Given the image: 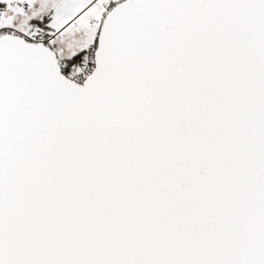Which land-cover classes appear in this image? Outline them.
Returning a JSON list of instances; mask_svg holds the SVG:
<instances>
[{"label":"snow or ice","instance_id":"1","mask_svg":"<svg viewBox=\"0 0 264 264\" xmlns=\"http://www.w3.org/2000/svg\"><path fill=\"white\" fill-rule=\"evenodd\" d=\"M0 264H264V0H0Z\"/></svg>","mask_w":264,"mask_h":264}]
</instances>
